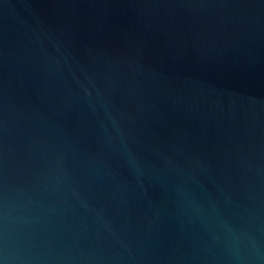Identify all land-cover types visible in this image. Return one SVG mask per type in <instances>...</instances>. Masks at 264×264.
<instances>
[{"label":"water","instance_id":"water-1","mask_svg":"<svg viewBox=\"0 0 264 264\" xmlns=\"http://www.w3.org/2000/svg\"><path fill=\"white\" fill-rule=\"evenodd\" d=\"M0 264H264V0H0Z\"/></svg>","mask_w":264,"mask_h":264}]
</instances>
